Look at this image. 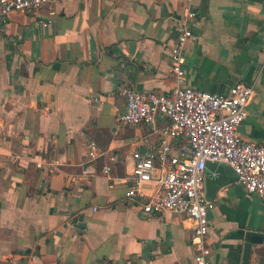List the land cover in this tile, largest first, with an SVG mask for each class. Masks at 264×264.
I'll return each instance as SVG.
<instances>
[{
  "label": "crops",
  "instance_id": "crops-1",
  "mask_svg": "<svg viewBox=\"0 0 264 264\" xmlns=\"http://www.w3.org/2000/svg\"><path fill=\"white\" fill-rule=\"evenodd\" d=\"M182 24L193 34L186 84L213 94L251 86L238 134L264 145V0H49L39 17L0 20V264H192L191 221L146 215L126 197L133 152L159 135L116 121L120 84L174 88ZM88 143L104 155L90 160ZM222 166L223 185H206L209 264H240L244 244L264 234V201ZM249 264H264V243L251 246Z\"/></svg>",
  "mask_w": 264,
  "mask_h": 264
},
{
  "label": "built area",
  "instance_id": "built-area-1",
  "mask_svg": "<svg viewBox=\"0 0 264 264\" xmlns=\"http://www.w3.org/2000/svg\"><path fill=\"white\" fill-rule=\"evenodd\" d=\"M48 4L49 0H0V20L11 12L39 17ZM194 17V12L186 13L187 19ZM40 23L46 25L43 20ZM192 36L190 28L182 24L170 49V72L175 81L171 91L144 92L118 86L125 109L116 121L120 125H145L149 134L159 135L147 153L133 152L126 197L137 199L146 215L170 212L190 220L192 264H209L208 216L215 203L206 194V164L225 165L235 175V185L264 201V145L245 141L238 134L254 93L251 86L237 83L224 93L213 94L186 84L185 51ZM160 118L168 122L162 128L158 127ZM176 138H183L185 143L176 145ZM87 149L90 160L104 155L94 143H88ZM116 160L108 157L104 174L111 171L110 163ZM149 184L155 189L146 193L143 187Z\"/></svg>",
  "mask_w": 264,
  "mask_h": 264
},
{
  "label": "water",
  "instance_id": "water-1",
  "mask_svg": "<svg viewBox=\"0 0 264 264\" xmlns=\"http://www.w3.org/2000/svg\"><path fill=\"white\" fill-rule=\"evenodd\" d=\"M206 185L208 190L216 191L224 182L223 171L224 167L218 163L206 164ZM214 173V175L212 174ZM264 243V234L252 235L248 241L244 244L242 259L240 264H249L251 246L255 244Z\"/></svg>",
  "mask_w": 264,
  "mask_h": 264
}]
</instances>
